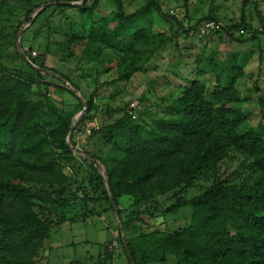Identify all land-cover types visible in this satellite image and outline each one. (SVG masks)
<instances>
[{"label":"trees","instance_id":"obj_1","mask_svg":"<svg viewBox=\"0 0 264 264\" xmlns=\"http://www.w3.org/2000/svg\"><path fill=\"white\" fill-rule=\"evenodd\" d=\"M51 1L49 18L41 22L45 8L33 18ZM79 1L0 0V45L2 50L11 47L21 63L13 67L0 62V264H35L53 226L85 222L89 215L107 211L115 214L105 181L119 219L117 243L128 264L124 245L135 264H264V114L258 129L244 128L248 116L238 106L244 99L237 88L244 66L196 58L197 74L212 73L211 87L197 79L180 84L167 116L155 118L149 128L143 119L131 118L129 102L108 122L103 120L114 108L96 102L101 89L149 71L150 61L158 60V53L181 35L206 37L197 33L205 21L221 24L210 34L240 42L234 33L244 31L256 40L264 29L259 4L240 0L238 19L220 21V5L209 0L207 14L191 23L190 0H176L166 13L157 0H145L130 12L124 0H109L115 10L96 19L93 13L103 0L66 4ZM15 10L22 18L12 27ZM154 13L161 18L158 23ZM36 24L45 28L42 51L33 43L23 45V34L19 41L27 62L16 38ZM49 56L57 66H47ZM69 60L75 61L69 73L58 69L60 62L68 69ZM65 95L75 102L65 103ZM84 105L85 113L70 130ZM83 133L87 141L79 146ZM95 136L104 157L89 150L88 139ZM231 153L248 161L239 166L247 170L240 181L235 180L238 170L221 172ZM76 162L86 176L71 182L64 168ZM199 177L210 184L186 198ZM74 206L79 212L66 216L63 209ZM186 206L191 212L185 227L155 228L164 214ZM112 242L102 246V264L111 262Z\"/></svg>","mask_w":264,"mask_h":264},{"label":"rangeland","instance_id":"obj_2","mask_svg":"<svg viewBox=\"0 0 264 264\" xmlns=\"http://www.w3.org/2000/svg\"><path fill=\"white\" fill-rule=\"evenodd\" d=\"M145 0H124L125 11L130 12L139 8ZM193 4V13L191 14V23L198 18L207 14L209 8V0H190ZM259 4V9L264 15V0H251ZM80 2V1H79ZM161 6L162 12L166 13L168 9H173L176 6V0H157ZM220 5L219 19L228 18L237 20L240 11V0H217ZM50 2L43 4L47 5ZM181 4V3H180ZM52 5V4H51ZM51 5L47 6L45 12L41 15V22L49 18L52 11ZM178 9V8H177ZM115 10V5L109 0L100 2L98 8L94 11L93 17L99 18L109 14ZM250 15L254 16L253 7H250ZM22 18L21 12L15 10L10 18V25L15 26L17 21ZM161 20L158 14L154 13L153 21L158 23ZM256 29L260 28L257 20L253 23ZM39 25V24H38ZM31 26L23 34V45L32 44L42 51L44 42V27ZM262 34L257 35L256 40L251 41V33L244 31L235 32L234 36L240 37L242 41L236 42L225 38V36L208 34L204 38H199L197 35L179 37L176 43L170 44L164 51L158 53V60H151L147 72L136 73L128 82L117 83L112 88L100 90V94L96 97V102L102 106L109 105L114 108L115 112L105 116L104 122L112 121L123 113L124 105L130 101L136 100L140 103V109L136 112V117L141 118L149 124L155 118L167 116L168 105L173 100V95L177 87L188 80H200L206 83L208 87L212 85V73L207 72L204 75L196 73L197 65L196 58L205 59L212 58L216 65L237 63L244 66V75L238 79L237 88L240 90L243 102L238 105L246 115L248 121L244 128H257L262 115L264 114V29ZM17 39V38H16ZM0 53L2 57L0 62L7 66H20V62L15 58L13 49L5 48L2 50L0 45ZM37 52V49H33ZM53 53V52H52ZM48 67L57 66L54 57H48ZM65 64L58 63V69L62 72L69 73L75 61ZM206 62H202L199 67H205ZM101 80H106V77H101ZM92 89V84L88 86ZM81 92H83L81 90ZM117 94H116V93ZM84 93V92H83ZM82 93V94H83ZM77 95L78 92H76ZM84 96V95H83ZM49 97H53L52 95ZM139 98H142L139 100ZM63 100L67 104H72L75 100L65 95ZM78 115V114H77ZM96 122L100 123L99 118ZM135 123H140L137 121ZM91 125H89L90 127ZM87 138L85 134L78 136L79 146H83ZM89 150L105 156V150H102V142L95 137L88 139ZM79 149V148H78ZM79 162V161H78ZM78 162L72 166L64 168V172L68 175L71 182L81 181L86 176L84 166ZM242 163L247 164L248 161L243 156L236 153H231L230 157L226 158L221 163V172L223 175L232 174L238 170L236 181H240L246 177L247 170L239 169ZM210 184V180L204 177H199L193 188L186 191L185 197L190 198L203 191ZM126 198L122 201L126 204ZM161 201V199H159ZM171 203L167 202L166 205ZM78 206L72 208H64L66 216L71 217L78 213ZM191 209L189 206L164 214L157 222L155 227L157 230L174 231L186 226L189 222ZM164 221V222H163ZM163 222V223H160ZM119 222L114 213L107 211L95 216H88L85 222L63 223L60 226L52 227L49 236L45 239L43 247L37 253L35 264H102L103 244L108 241H116ZM130 235V234H129ZM112 253L109 256L110 264H128L124 255L121 254L118 243L111 249ZM169 262L173 261V257L169 258ZM168 262V263H169ZM144 264H161L159 262L144 263Z\"/></svg>","mask_w":264,"mask_h":264},{"label":"water","instance_id":"obj_3","mask_svg":"<svg viewBox=\"0 0 264 264\" xmlns=\"http://www.w3.org/2000/svg\"><path fill=\"white\" fill-rule=\"evenodd\" d=\"M83 2H84V0H81L80 2H72V3H66V4H70V5L78 6V5H81ZM54 3H55L54 1H51L50 4H47V5L41 6V7H40V8L34 13L33 18H34V17H35V16H36L41 10H43V9L46 8L47 6H49V5H51V4H54ZM19 36H20V35L17 36L16 41H17V44H18V47H19L20 53H21L22 57H23L27 62H29V61L26 59V55L24 54V52H23L22 49L20 48ZM37 70H39V71H41V72H47L46 69H39V68H37ZM86 109H87V107L84 105L83 109H82V110L78 113V115L75 117V120H74L73 124L71 125L70 130L72 129V127H73V125L75 124V122H76V121H77V120H78V119H79V118L85 113ZM74 151H76V152H80V153H83V151H81V150L78 149V148H74ZM87 156H88V157L90 158V160L93 162V164H94V166L97 168V170H98V171H101V166L99 165V163L97 162V160H96L95 158H93L92 156H90V155H87ZM105 185H106V187H107V189H108V192H109V194H110V199H111V202H112V207H113V210H114L115 215H116V217H117L116 207H115V204H114V199H113V197H112V195H111V192H110L109 186H108V184H107L106 181H105ZM117 220H118V222H119L118 217H117ZM124 251H125V253H126V256H127L128 260H129L130 264H135V262L132 260L131 255L128 253V250H127V246H126V245H124Z\"/></svg>","mask_w":264,"mask_h":264},{"label":"built area","instance_id":"obj_4","mask_svg":"<svg viewBox=\"0 0 264 264\" xmlns=\"http://www.w3.org/2000/svg\"><path fill=\"white\" fill-rule=\"evenodd\" d=\"M221 27V24L216 21L208 20L200 24V26L197 29V33L201 36L208 35L213 31L219 30ZM35 53L32 52V55ZM140 109V104L138 101L133 100L130 101L127 107V112L131 116V118L136 117V112ZM87 133H89V130H86ZM116 241L112 242L111 245H109V248L112 249L116 245Z\"/></svg>","mask_w":264,"mask_h":264}]
</instances>
